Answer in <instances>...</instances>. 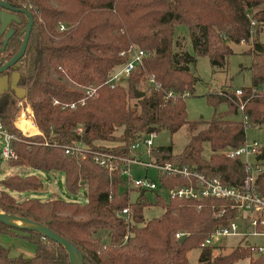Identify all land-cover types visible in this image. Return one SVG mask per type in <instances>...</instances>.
I'll list each match as a JSON object with an SVG mask.
<instances>
[{
  "label": "trees",
  "instance_id": "1",
  "mask_svg": "<svg viewBox=\"0 0 264 264\" xmlns=\"http://www.w3.org/2000/svg\"><path fill=\"white\" fill-rule=\"evenodd\" d=\"M1 1L32 17L14 71L39 132L26 136L14 127L20 99L11 88L2 92L0 123L14 138L15 158L7 162L14 167L61 172L65 191L73 194L82 187L85 199L79 203L53 194L44 200L26 197L25 193L41 188L42 180L34 174L15 173L0 179V212L46 226L73 245L81 256L80 264H187L186 252L193 247L199 248L198 264H238L249 258L246 243L216 255H211V246L199 247L212 228L224 225L232 216L226 201L164 200L153 193L152 204L162 212L144 219L143 208L149 202L143 193L130 202L129 190L121 188L117 173L101 168L92 153L66 155L63 146L80 142L91 152L128 155L129 142L148 127L154 132L166 129L171 135L185 125L189 136L182 150L173 154L170 145L153 148L154 161L191 165L225 185H237L243 176L242 164L223 151L243 142L247 126L241 118L225 116L237 114L238 103H243L240 115L246 117V124H264V94L256 92L264 85V43L252 39L245 51L250 56V84L241 87L240 97L231 92L205 94L213 108L209 120L187 121L184 97L166 98L165 93H192L195 77L189 65L197 57H206L213 67H226L232 54L230 44L249 42L264 29V0ZM15 15L18 22L9 24L13 33L0 52V64L2 58L6 61L17 52L24 36L27 16L22 11ZM177 25L186 28L192 53L174 49ZM2 39L0 34V46ZM132 46L145 53L141 66L130 70L125 86L108 87L105 79L126 62ZM150 74L159 84L156 89L146 83ZM141 84L145 86L141 88ZM86 86L95 87V95L85 97ZM134 89L143 95L136 98ZM81 98L83 104H79ZM69 103L76 104L74 108L63 106ZM219 104H225L226 110L216 112ZM204 143L210 150L207 158L201 155ZM257 160L262 169L254 187L264 196V147ZM157 179L167 188L187 183L168 174H159ZM219 207L225 210L217 216ZM123 208H127V221L118 214ZM178 232L185 236L181 242L175 237ZM0 234L22 238L34 246L33 255L24 257L10 256L0 245V264H69L61 245L33 229L0 221ZM247 264H264V253L249 258Z\"/></svg>",
  "mask_w": 264,
  "mask_h": 264
},
{
  "label": "built area",
  "instance_id": "2",
  "mask_svg": "<svg viewBox=\"0 0 264 264\" xmlns=\"http://www.w3.org/2000/svg\"><path fill=\"white\" fill-rule=\"evenodd\" d=\"M253 24V23H252ZM59 31L63 30V25L58 28ZM127 60L121 66L113 69L104 81L108 87L112 88L120 84L126 78L131 69L136 66H141L142 57L145 53L134 46L130 47L127 52ZM146 83L153 88H158L159 84L155 82L152 74L146 76ZM85 97H92L95 95V87L86 86L83 89ZM252 91H255L254 89ZM231 92L235 97H240L241 88H233L227 90L226 88H219L217 86L211 87V93L225 95ZM256 92L264 94V85ZM188 94L184 92L177 94L173 91L165 93L166 98L174 99L175 97H186ZM57 103V101H53ZM84 98L79 100V104H83ZM76 103L64 104L69 108H74ZM28 110V108H26ZM243 110V103H238L237 111L241 113ZM27 115L23 111L20 115L31 121L32 114L27 111ZM242 122L246 126V117L241 116ZM32 122V121H31ZM33 124V123H32ZM80 131V127L76 128ZM25 135V134H23ZM154 132L143 133L141 137L132 140L127 145L128 155L113 154L104 151H89L80 142H73L70 145L63 146V153L66 155H78L84 157L85 153H92L93 160L108 173H117L122 180L123 185L121 188L130 189V185L134 190L141 193V190L151 191L157 194L158 198L168 199L177 198L179 200H193L200 201L204 198H211L217 200H224L227 202V207L232 210V216L227 220L224 225H218L212 228L205 238L201 241L199 247L218 246L227 237L245 238L247 236L264 237V196L260 195L254 187L255 178L258 172L262 169L258 165L257 155L262 150V145L257 140L243 142L235 147L223 151L227 158H237L242 164L243 176L237 185H225L218 177H208L196 170L191 165H177L169 162L157 163L152 155V138ZM29 136V135H26ZM0 138L3 145L0 148L1 160L8 161L15 158L14 151L11 146V141L14 139L0 123ZM144 157V159H142ZM130 164H138L144 167L146 171L148 168H154L159 174H168L170 176H179L184 178L187 183L182 185H174L172 187H164L158 183L148 180L146 177L133 178L130 175ZM142 192V193H143ZM224 207H219L216 215H222ZM123 216L127 221V208L121 209L118 213ZM182 233H176L175 237L179 238ZM251 254H263L264 244L250 245Z\"/></svg>",
  "mask_w": 264,
  "mask_h": 264
},
{
  "label": "rangeland",
  "instance_id": "3",
  "mask_svg": "<svg viewBox=\"0 0 264 264\" xmlns=\"http://www.w3.org/2000/svg\"><path fill=\"white\" fill-rule=\"evenodd\" d=\"M174 37V40L178 43V45L174 48L175 50L180 51L184 49L188 53H192L187 31L184 26H175ZM252 39H256L257 41L264 43V29L258 32L256 36H251L249 42L237 44L231 43L230 48L232 50V54L229 55L226 67H224L223 69L211 66L206 57H197L195 62L189 65V70L195 77V81L193 83L192 93L183 98L185 103L187 121H206L211 118L213 114V108L207 104L205 94L211 93L212 86H217L223 89H227L228 87L233 89L249 86L250 73L248 70V65L250 63V56L244 53V51L249 47L250 41ZM125 80L118 85L125 86ZM141 86V88H143L145 85L141 84ZM132 102L133 101L131 100L130 103ZM17 107L20 108L17 116L20 114L21 111H23L25 115L28 114L27 111L31 112L30 108L25 102L24 96L20 98V102L17 103ZM26 108H28V110ZM225 110V104H219L216 107V112H223ZM21 116L22 115H20L18 118H20ZM232 116L241 118L239 112L235 115H226L225 117ZM18 118L13 119V125L16 128H18L16 126ZM21 133L24 134L23 132ZM188 136L189 132L186 129L185 125L180 127L176 132L171 135L166 129H161L159 131L154 132L152 138V148L170 145L172 153L178 154L186 143ZM244 137L247 142L257 140L264 147V124L260 126H247L244 131ZM2 145L3 142L0 138V148ZM209 153V147L207 143H204L201 152L202 157L207 158ZM142 159H144V157H142ZM129 169L130 175L133 178L146 177L148 180L158 183L157 172L156 170H154V168H148L145 171L144 167L138 164H130ZM15 173L34 174L42 180L41 188L33 192L25 193L26 197H35L39 200H44L47 199L50 194H53L59 199L67 201H76L79 203H83L85 199L82 187H80L76 191V193L73 194L67 193L65 191L64 179L61 172H45L41 170L31 169L29 167H14L11 166L10 163H8L7 161L3 162L0 156V179L7 178ZM1 189L2 187L0 185V190ZM137 195L138 191L134 190V188L130 185V189L128 191V200L130 202H133L136 199ZM153 196L154 194L151 191L143 192V197L146 201L149 202V204L143 208L144 219L157 217L162 212L161 207L152 204ZM4 238L5 241H3V243H5L6 246L3 247L8 249L9 254L14 253L15 249H24L28 246H32L31 243L19 237ZM242 243H248L254 246L262 245L264 244V237L247 236L242 239L239 237H227L218 246L211 247V255L227 253L236 245L242 246ZM198 249L199 248L197 247H193L186 252L187 264H198ZM256 257V254L249 255V258ZM249 258H244L243 260L238 262V264H247Z\"/></svg>",
  "mask_w": 264,
  "mask_h": 264
},
{
  "label": "water",
  "instance_id": "4",
  "mask_svg": "<svg viewBox=\"0 0 264 264\" xmlns=\"http://www.w3.org/2000/svg\"><path fill=\"white\" fill-rule=\"evenodd\" d=\"M0 8L3 9V10H0V34H2L3 31L6 29V26L8 25L9 21L12 20L14 22H18V18L14 14L9 13L8 11H12V12L22 11L27 16V22L24 27V36L21 40L19 49L12 57H10L8 60H6L5 62H3V64L0 65V94L4 92L5 90H7V88L9 87L14 90L16 98L20 99L21 97L24 96L25 92H24V89L17 87V80L19 77L18 72H13L10 76V80L8 79V76L6 74L1 75V73L6 71L12 65H15V67L19 66V64L17 63V60L21 57L24 51L29 29L32 23V17L28 11L23 10V9L14 8L11 5L1 0H0ZM12 33H13V28H9L6 30L4 37L1 41L0 52L4 50V46L6 45V42L8 38L12 35ZM133 93L136 98H139L143 95V92L141 90L134 89ZM152 132H154L153 127H148L145 130V133H152ZM142 192L143 191L141 190V193ZM14 220H19L21 222H25L26 224H18V223H15ZM0 221L5 224L11 225V226L35 230L36 232L41 234L44 238L52 240L53 242L61 245L67 252L69 264H80L81 256L79 252L73 247V245H71L69 242H67L66 240L62 239L61 237L53 233L46 226L33 223L31 221L16 217L14 215H6L2 212H0ZM184 237H185L184 235H181L178 238V241L181 242L184 239Z\"/></svg>",
  "mask_w": 264,
  "mask_h": 264
},
{
  "label": "bare ground",
  "instance_id": "5",
  "mask_svg": "<svg viewBox=\"0 0 264 264\" xmlns=\"http://www.w3.org/2000/svg\"><path fill=\"white\" fill-rule=\"evenodd\" d=\"M16 126L24 133L27 135H32L38 132L37 128L32 124L31 121H29L27 118L21 116L18 118L16 122ZM15 223L18 224H26L25 222H21L19 220H14Z\"/></svg>",
  "mask_w": 264,
  "mask_h": 264
},
{
  "label": "crops",
  "instance_id": "6",
  "mask_svg": "<svg viewBox=\"0 0 264 264\" xmlns=\"http://www.w3.org/2000/svg\"><path fill=\"white\" fill-rule=\"evenodd\" d=\"M240 43H244V42H240ZM250 46V45H249ZM248 49V48H247ZM245 49V51L247 50ZM244 51V53H245ZM38 133V132H37ZM263 147V146H262ZM4 237H9L11 238L12 236H8V235H4V234H0V245L1 246H6L5 243H3V241H5V238ZM33 252H34V246H28L27 248H24V249H15L14 250V253L12 254H9L10 256H16L18 254H21L22 256L24 257H30L33 255Z\"/></svg>",
  "mask_w": 264,
  "mask_h": 264
},
{
  "label": "flooded vegetation",
  "instance_id": "7",
  "mask_svg": "<svg viewBox=\"0 0 264 264\" xmlns=\"http://www.w3.org/2000/svg\"><path fill=\"white\" fill-rule=\"evenodd\" d=\"M0 10H3V9L0 8ZM8 12H9V13H12V14H14V15L16 14V12H14V11H13V12H12V11H8ZM15 16H16V15H15ZM12 22H14V21L11 20V21L8 22V25L6 26V29H5V30L3 31V33H2V34H3V37H4V34H5L6 30L9 29V28H11V27L9 26V24L12 23ZM1 60H3V62H5L3 58H2ZM2 64H3V63H2ZM0 65H1V64H0ZM15 68H16L15 65H12V66H10L6 71L2 72L1 75H2V74H6V75L8 76V79L10 80V76H11V74H12L13 72H16V71H14ZM7 89H9V87H8ZM11 89H12V88H11ZM12 90H13V89H12ZM13 92H14V90H13ZM14 94H15V92H14Z\"/></svg>",
  "mask_w": 264,
  "mask_h": 264
}]
</instances>
